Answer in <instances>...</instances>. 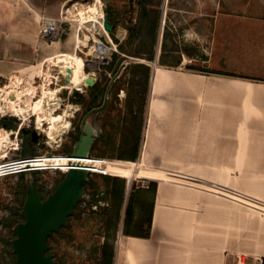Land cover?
<instances>
[{
  "label": "crops",
  "instance_id": "crops-1",
  "mask_svg": "<svg viewBox=\"0 0 264 264\" xmlns=\"http://www.w3.org/2000/svg\"><path fill=\"white\" fill-rule=\"evenodd\" d=\"M185 1L162 8L159 68L150 83L140 160L263 191L264 76L213 66L212 21L228 11L251 20L262 18L263 13L256 18L242 12H264V4ZM70 4L78 9L83 3L0 0L1 77L28 91L36 85L34 78L38 82L46 75L49 59L55 57V64L76 63L74 22L65 25L56 41L40 36L42 18L58 17ZM166 25L169 33L164 39ZM163 43L166 54L161 63ZM255 46L264 53L263 45ZM56 100L61 102L58 96ZM232 171L241 175L233 177ZM135 173L162 180L149 185L155 184L150 234L120 236L114 264H262L264 218L248 216L243 206L219 195L264 209L262 202L208 181L173 178L174 173L161 168L137 163Z\"/></svg>",
  "mask_w": 264,
  "mask_h": 264
},
{
  "label": "rangeland",
  "instance_id": "rangeland-1",
  "mask_svg": "<svg viewBox=\"0 0 264 264\" xmlns=\"http://www.w3.org/2000/svg\"><path fill=\"white\" fill-rule=\"evenodd\" d=\"M79 1L80 3H83L82 6L79 7V9H87L92 6V3L95 0ZM99 1L100 7L104 12V16L105 14H107V9H119L123 11H125L126 9L130 10V12H123V14L121 15V23L117 27L114 35L111 34L112 31L109 32V34L102 31V33L108 35H103L101 39L110 46V55H112L114 51H118L117 40H124L129 35L127 26L131 24L132 19L134 20V22L137 21L140 4L138 3V0ZM179 1L186 2L185 0H162L161 6L163 9H166L169 3ZM217 2L244 3L246 6H251L254 4H264V0H217ZM72 3L75 2L72 1ZM71 5L72 4L68 6L71 9L69 10V14L73 15L74 19H77V16L74 15L77 12V9L71 7ZM129 6L131 8H129ZM224 7L223 9H225ZM242 13H244L246 16L248 15L249 17L254 15L256 18L259 15H262V13L264 14V12L257 10H245ZM212 20L214 19L212 18ZM212 22H215L214 27L212 26V29L214 31L212 34L214 41L212 45V53L214 54L213 66L224 67L230 70L247 74L254 73L256 75L264 76V53L259 50V47L255 46H264V15L262 18L251 20L249 18L242 17L241 15L235 16V14H232L230 11H228V15H221ZM122 29L126 31L123 37H121L120 35V31ZM84 35L86 36V38L84 39L83 43L86 45L89 44L90 51L92 52L95 44L92 41L88 42V32H84ZM160 37L161 35H159V39ZM85 52H89V49L87 47L84 48V53H77L78 57L76 60V64L79 69L87 74L86 70H84L85 59L83 58V56L85 55ZM94 60H96V58ZM142 61L148 62L144 58L134 56H130L123 61L118 60L114 65L115 70L113 71L106 69L108 66L107 64L102 65V70L97 73L95 81L105 80L104 76L106 74L112 82L125 70L126 66L122 67V64L124 62L130 63ZM155 61H157V63L154 66L153 63ZM148 63L151 65L152 71L153 69L155 70V68H159L158 57H155L154 60H151ZM42 64L37 67H41ZM49 66L51 67L50 64ZM50 74L52 76H56V71L51 72V70H48L46 72V75H43L42 79H39L38 82L37 78H34L32 84L36 85L28 91L22 90L21 88L10 84V78L0 76V112L9 115L6 116V118L10 117L9 123H11L10 128L6 127V123L1 122V118H3V115L0 113V157L7 155L10 157H20L40 153H57L43 155L41 159L43 161L42 163L46 164L47 167H58L68 172V168L70 166L69 154L72 152L73 147L78 142L81 134L84 106L82 103L73 102L71 100V96L77 91V89H62L59 86L56 87L55 79H53ZM83 77L85 78L86 76L82 75L81 79ZM70 79L71 82L62 87H81L86 81L80 80L74 75H71ZM57 82L60 83L61 80L57 78ZM110 88L111 85L108 86L107 90L102 96L103 98L101 99L104 103L106 93L109 91L108 99L105 102L104 107L97 113L93 114L91 117L93 123L97 127H99L100 133L112 129V124L115 126L117 125V123H122V120L119 121V118L124 117L126 113V87H123L119 90L118 100L114 98L113 91H111ZM89 89L90 86H83V91H78L81 94L88 96ZM13 90L20 91L21 95L17 98L11 97L10 93L13 92ZM57 96L58 99L62 102V105L58 111L54 112L53 108L55 109L58 107V101L56 100ZM99 103L100 102H98L96 106H101L98 105ZM16 105H18V107H16ZM66 106L68 110L64 109ZM64 110L65 113H63ZM108 115L109 121L106 122V119L104 120V118ZM33 120L37 122V125L39 127L46 129L44 130V132H46V134H48L52 138H54L55 135L48 131L49 128L52 127L57 132L61 130V126L68 127L70 124L71 125L56 143H53L52 139L48 137L38 136L36 141H34V144H31L29 142V139H31L32 141L33 135L31 136L29 133L23 134L22 132L16 138L15 134L19 132L20 128L23 126H30V123ZM20 122H22L21 125ZM79 123H81L80 130L77 129V124ZM106 151L109 152L108 147L106 148ZM141 157V154H139L138 158L134 160L139 161ZM121 159H124L126 161H122ZM129 160L133 161V159L120 157L106 158L107 168H109L110 171L118 173L120 175L111 176L124 178L126 183L125 200L124 205L122 206V214L119 222L116 216V203L114 202V198L108 195L107 185L109 184V181L101 173H92L90 176L95 179L99 187L98 200L94 202L92 201L94 200V197L89 193L92 189L87 187V196L81 201L80 205L76 209V212L72 216H70L68 222L63 226L60 232H55L48 238L49 252L54 254V257L59 261V264H95L96 256H98L99 254V251L97 249L104 241L114 243L116 253V244L118 242V239L124 234L125 212L131 194H133L134 199V216L136 219H141L142 222H144V228H146L147 221L143 218L147 217L150 213V206L153 201V195L152 191H142V189L144 187L150 188L149 185L151 184V182H159L162 180L132 177L135 173L137 162L134 163ZM142 162L147 167L161 168L166 172L174 173L173 175H171L173 176V178L181 179V177L175 176L177 175L175 173L183 174L189 177H195L203 181H208L214 185H217L218 187H222L226 192H231L233 194L236 193L246 198H252L264 204V190H255L251 192V190L248 191V188L243 185L235 186L230 183L220 184L211 180H207L203 176L195 174L191 171L177 169L173 170L157 166L155 164L147 162L145 159ZM240 175L241 172L232 171L233 177H238ZM63 176L64 172H62L61 170H42L37 174L33 172H25L24 182L26 184V193L27 184L29 179L31 178L36 181V183L39 185V188H42L43 195L47 196L55 189V187L59 183V180L63 178ZM20 179V174L0 177L1 218L7 217L11 214V207L19 208L20 212H22L23 205L21 206V203L18 200L19 194L18 190L16 189ZM119 182H114V180H111L110 184L112 183V185H119ZM168 182L177 183L171 180H169ZM258 188L260 189L262 187ZM213 194L216 193L213 192ZM219 196L229 200L230 202H235L243 206L245 208L246 214L250 217H252V215H258L264 218V209L262 208H257L253 205L235 200L228 196ZM20 221H23V219ZM17 223L18 222H15L11 227L0 223V264L16 263V255L13 252L12 239L16 236L14 227ZM140 228L141 227L136 223L133 224L134 231H140Z\"/></svg>",
  "mask_w": 264,
  "mask_h": 264
},
{
  "label": "trees",
  "instance_id": "trees-1",
  "mask_svg": "<svg viewBox=\"0 0 264 264\" xmlns=\"http://www.w3.org/2000/svg\"><path fill=\"white\" fill-rule=\"evenodd\" d=\"M140 4L139 14L137 21L134 22L132 19L131 24L127 26L129 30V35L124 40H117L118 51L112 53V61L107 64V70H115L116 61L126 60L130 56L144 58L148 62L154 60L157 55V44L159 41L160 29L162 26V0H138ZM129 8H131L129 6ZM107 14L109 15L110 22L114 25L112 30V35L115 34L117 27L120 25V17L129 9L125 11L115 9H107ZM169 31L167 25L164 29V39L167 37ZM165 43L162 46V52L160 55V62L163 63V58L165 57ZM148 62H130L126 65L125 70L111 83V79L105 74L104 79L96 81L94 85L90 86L88 96L81 94L78 90L71 96L73 102L82 103L84 106L83 114L87 113L92 107L102 105L103 100H101L107 90L108 86L111 85L110 90L113 91L114 98L119 99V90L126 87L127 96L125 100L126 113L124 117H120L119 121L122 123H117V125L112 124V129L106 132L100 133V136L94 142L92 146L91 154L95 156L102 157H120L126 159H137L140 154V143L141 134L144 122V116L148 107L149 92H150V78L152 75V67ZM179 61L175 64L178 65ZM206 70V69H204ZM111 83V84H110ZM106 122L109 121V115L104 118ZM80 124H77V129L80 130ZM10 128L11 125H6ZM31 144L34 142L29 139ZM109 148V152L106 148ZM130 161V160H129ZM131 162H134L131 160ZM37 174L39 170L32 171ZM20 181L16 187L18 190V200L21 206L24 204L26 195V184L24 182L25 172H21ZM103 176L109 181L108 195L114 198L116 203V216L119 222L122 214V206L125 200V190L126 183L124 178L117 176L104 175ZM62 179V178H61ZM60 179V180H61ZM59 180V182H60ZM119 182V185H112L110 181ZM87 187H89L94 197L93 202L98 200L99 187L97 182L93 177L90 176L87 181ZM151 189V190H150ZM42 192V188H40ZM148 191H152V195L155 193V184L153 183ZM152 196V197H153ZM133 194L130 195V200L126 208L125 218H124V233H136L140 236H148L150 234V227L152 222V205L150 207L151 211L149 215L143 219L147 221V226L144 225L141 219H136L134 216V206H133ZM81 203V202H80ZM77 205V207L80 205ZM76 207V209H77ZM12 212L7 217H0V223L11 227L15 222H19L23 219L19 208L11 207ZM21 209V207H20ZM136 223L140 226V231L133 230V224ZM49 243V242H48ZM99 251L98 256H96L95 264H114L115 261V244L109 241H104L101 246L97 249ZM15 263V262H14ZM262 264H264V257Z\"/></svg>",
  "mask_w": 264,
  "mask_h": 264
},
{
  "label": "water",
  "instance_id": "water-1",
  "mask_svg": "<svg viewBox=\"0 0 264 264\" xmlns=\"http://www.w3.org/2000/svg\"><path fill=\"white\" fill-rule=\"evenodd\" d=\"M104 26L109 32L114 29L108 14H105ZM127 64L124 62L122 67ZM57 68L65 76L66 83H70L72 68H66V70L61 66H57ZM153 75L154 69L151 75V82ZM95 82V78L89 76L84 86L94 85ZM108 92L105 96V102L108 99ZM10 95L13 98H17L21 95V92L13 90ZM105 102L103 105L93 108L83 119L79 140L74 145L70 155L89 156L91 154L92 146L100 136V129L88 115L102 109ZM60 129L57 132L52 127L48 129L50 133L55 135L54 138H50L53 143L58 142L62 133L65 132V127L61 126ZM38 136H40L38 131L36 129L33 130L32 141H36ZM90 175L91 173L87 168H72L64 173L58 185L47 196L43 195L34 179H29L26 198L21 212L23 221L15 225L16 236L12 239L13 252L16 255L15 264H59L54 254L49 252L48 238L53 233L62 230L70 216L76 212L77 205L87 196L86 184Z\"/></svg>",
  "mask_w": 264,
  "mask_h": 264
},
{
  "label": "built area",
  "instance_id": "built-area-1",
  "mask_svg": "<svg viewBox=\"0 0 264 264\" xmlns=\"http://www.w3.org/2000/svg\"><path fill=\"white\" fill-rule=\"evenodd\" d=\"M72 18H74V16L69 14V8L68 7L64 8L60 12V15L58 17H43L41 20V24H40V36H41V38H43L46 41L52 42L54 40H57L60 37L61 31L63 30L64 26L66 24H72L74 22L75 27H76V46H75L74 52L75 53H79V52L84 53V48L87 47L89 49V52H85V55L83 56V58L85 59L84 70H86V72H87V78L89 76H93L94 78H96L97 73L102 70V65L109 64L112 61V55H110L111 48L105 41H103L101 39V37L103 35H107V34H104V33H102V31H99V30L98 31L90 30L81 22L80 19L77 18L74 21H72ZM102 27H103V30L109 34V31L104 26V18H103ZM85 31L89 33V37L87 39L88 42L92 41L94 44H96L95 39L97 36V38L99 40L97 43H99L103 47L107 48V50H105V52L102 53V55H104L105 58H102L98 62H95V60H94L95 57H94L93 53L90 51L89 44L86 45V44L80 42V40L86 38V36L84 35ZM61 54H64V53H61ZM54 58L49 59L47 61V63L51 65V67H50L51 72L56 71V76L55 75L52 76L53 79H55L56 87L59 86L62 89H65V88L74 89L75 88L77 90L83 91L84 85L81 87H62L68 83H66V81H65V76L59 72V70L57 68V64H55L56 61L54 60ZM156 63H157V61H155L153 63L154 66ZM59 66H61V65H59ZM62 68H65V67H62ZM57 78H59L61 80L60 83L57 82ZM61 105H62V102H58V107L55 109L53 108V111L54 112L58 111L59 108H61ZM0 113L2 115H4L3 112H0ZM63 113H65V110L63 111ZM34 121L35 120H33L30 123V125L34 126V130L36 129L38 131V133L40 134V136H45V137L51 138L48 134H46V132H44V130H46V129L39 127L37 125V122L36 121L34 122ZM21 124H22V122H20V125ZM70 125L68 127H65V131L67 129H69ZM23 127H21L20 130ZM20 130H19V132H20ZM19 132L15 134L16 138L19 136V134H20ZM63 134H64V132L62 133V135ZM45 154H57V153H40V154H33V155L31 154V155L20 156V157H10L7 155V156L0 157V177L19 174L21 172H32L35 170H39V171H42V170H61L64 173L66 172L62 168L51 167V166L47 167L46 164H43L42 163L43 161L41 159H42L43 155H45ZM60 154H62V153H60ZM79 158L83 159V161L85 160L86 163L90 164V167H86V168L90 171L91 174L92 173H101V174H105V175H119L118 173L112 172L109 170V168H107V164H106V158L107 157L105 158V157L95 156V155L90 154L89 156L79 157ZM121 160L126 161L124 159H121ZM133 161H134V163L137 162L138 166H140V167L141 166L147 167V166H144L142 164L141 160H139V161L133 160ZM170 173H172V172H168V174H170ZM175 174H177L175 176H178V177H181L184 179H188V180L195 181V182H200V179H197L195 177H189V176H186L183 174H178V173H175ZM132 177H142L143 179H157V178L143 177V176H140L138 173H134ZM214 186H217V185H214ZM220 188H222V187H220ZM234 194L240 196L239 194H236V193H234ZM249 199H252V198H249ZM252 200H254V199H252Z\"/></svg>",
  "mask_w": 264,
  "mask_h": 264
},
{
  "label": "bare ground",
  "instance_id": "bare-ground-1",
  "mask_svg": "<svg viewBox=\"0 0 264 264\" xmlns=\"http://www.w3.org/2000/svg\"><path fill=\"white\" fill-rule=\"evenodd\" d=\"M78 7V6H77ZM75 16H77L78 19L81 20V22L90 30L93 31H103V18L104 16V12L102 11L101 7H100V1L99 0H95L92 3V6L85 9V8H81V9H77V12L74 14ZM86 32V31H85ZM126 31L125 30H121L120 31V35L121 37H123L125 35ZM96 44L94 45L93 49H92V53L94 55V57L96 58L95 62H98L99 60H101L102 58H105L104 55H102V53L105 52V50H107V48L103 47L101 44L97 43L99 40L96 37ZM84 39L80 40V42L83 43ZM61 65V67H65L64 69L66 70V68H72V74L76 76L78 79L80 80H86L87 79V74H85L81 69H79V67L77 66L76 63H70V64H60L58 63L57 66ZM49 70H51L50 66H49ZM84 75L86 76L85 78L83 77L81 79V76ZM50 76H52L50 74ZM158 77V76H157ZM70 156V166H69V170L72 168H86V167H90L89 163H86V161L79 157H85V156ZM68 170V171H69Z\"/></svg>",
  "mask_w": 264,
  "mask_h": 264
},
{
  "label": "flooded vegetation",
  "instance_id": "flooded-vegetation-1",
  "mask_svg": "<svg viewBox=\"0 0 264 264\" xmlns=\"http://www.w3.org/2000/svg\"><path fill=\"white\" fill-rule=\"evenodd\" d=\"M95 107H97V106H94V107H92L87 113H85L84 114V116H83V119L85 118V116L93 109V108H95ZM98 111H96V112H94V113H91V114H89L88 115V117H92V115L93 114H95V113H97ZM5 116V117H4ZM6 116H9V115H6V114H4L3 115V118H1V122H3V123H6V125H10L11 123H9V118L10 117H8V118H6ZM33 130H34V126L33 125H30V126H24L21 130H20V134H21V132L24 134V133H29L31 136L33 135Z\"/></svg>",
  "mask_w": 264,
  "mask_h": 264
}]
</instances>
